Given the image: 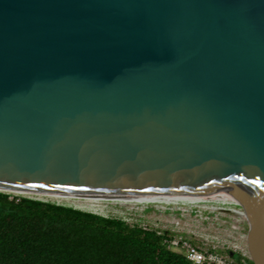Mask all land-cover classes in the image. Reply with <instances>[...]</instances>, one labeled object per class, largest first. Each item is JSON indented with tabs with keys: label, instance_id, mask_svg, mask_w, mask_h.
I'll return each mask as SVG.
<instances>
[{
	"label": "water",
	"instance_id": "1",
	"mask_svg": "<svg viewBox=\"0 0 264 264\" xmlns=\"http://www.w3.org/2000/svg\"><path fill=\"white\" fill-rule=\"evenodd\" d=\"M0 191L240 208L264 264V0H0Z\"/></svg>",
	"mask_w": 264,
	"mask_h": 264
},
{
	"label": "trees",
	"instance_id": "2",
	"mask_svg": "<svg viewBox=\"0 0 264 264\" xmlns=\"http://www.w3.org/2000/svg\"><path fill=\"white\" fill-rule=\"evenodd\" d=\"M171 236L120 217L0 191V264H195L167 246ZM227 254L235 264H252L237 250Z\"/></svg>",
	"mask_w": 264,
	"mask_h": 264
},
{
	"label": "rangeland",
	"instance_id": "3",
	"mask_svg": "<svg viewBox=\"0 0 264 264\" xmlns=\"http://www.w3.org/2000/svg\"><path fill=\"white\" fill-rule=\"evenodd\" d=\"M7 193L36 198L33 195ZM38 198L72 205L104 216L120 217L129 224H137L145 228L168 230L171 237L222 256H226L230 249L248 257L247 234L250 220L240 218L230 209L232 206L177 201L87 202L75 198L61 200Z\"/></svg>",
	"mask_w": 264,
	"mask_h": 264
},
{
	"label": "built area",
	"instance_id": "4",
	"mask_svg": "<svg viewBox=\"0 0 264 264\" xmlns=\"http://www.w3.org/2000/svg\"><path fill=\"white\" fill-rule=\"evenodd\" d=\"M167 246L182 251L185 257L195 264H235L228 254L222 256L212 251L197 248L184 240L174 237L168 239Z\"/></svg>",
	"mask_w": 264,
	"mask_h": 264
},
{
	"label": "bare ground",
	"instance_id": "5",
	"mask_svg": "<svg viewBox=\"0 0 264 264\" xmlns=\"http://www.w3.org/2000/svg\"><path fill=\"white\" fill-rule=\"evenodd\" d=\"M8 192L25 194V195H33V196H36V197H43V198L47 197V198H51V199H55V200L75 198V199H82V200L87 201V202H97V201H105V200H113V201H118V202H146V201H149V202H158V201L169 202L167 200H134V199L105 198V197L78 196V195H60V194H50V193H40V192H27V191H8ZM173 202H176V201H173ZM190 203H196V202H190ZM91 204H93V203H91ZM230 209L235 214H237L240 218H243V219L250 218L249 217V213L247 211H243L242 209L236 208V207H230Z\"/></svg>",
	"mask_w": 264,
	"mask_h": 264
}]
</instances>
